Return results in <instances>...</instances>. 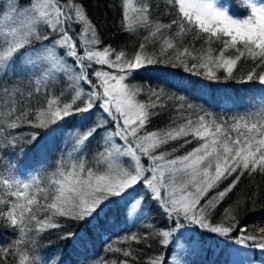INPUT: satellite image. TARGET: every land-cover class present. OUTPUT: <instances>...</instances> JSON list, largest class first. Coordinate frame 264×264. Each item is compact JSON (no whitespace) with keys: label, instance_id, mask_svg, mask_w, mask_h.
Instances as JSON below:
<instances>
[{"label":"snow or ice","instance_id":"snow-or-ice-1","mask_svg":"<svg viewBox=\"0 0 264 264\" xmlns=\"http://www.w3.org/2000/svg\"><path fill=\"white\" fill-rule=\"evenodd\" d=\"M128 7L125 3V20ZM250 8L247 18H236L230 13L229 0H167L166 14L171 20L157 23L152 31L151 5L141 2L135 10L146 14L143 23L156 39L145 37V41L154 50H146V44L141 43L128 56L111 46L97 47L102 40L78 0H35L30 9L23 10L17 0H7L2 20L15 21L16 26L7 32L0 27V102L7 110L6 123L0 119V165L9 170L8 175L0 176V186L9 197L0 199V205H10L0 208V227L13 228L19 238L12 247L0 244V264H9V255L15 257V246L24 240L26 230L34 233L30 240L35 249L39 233L61 228L56 217L81 222L87 229L55 232L58 241L69 242L82 256L83 264H190L188 256L203 250V239L190 234L185 242L186 256L185 244L179 243L176 235L189 230L218 234L232 242L237 255L246 258L243 264H249L247 254L255 249L264 257V226L250 229L247 224L240 225L235 207L224 209L219 222L213 213L245 170L264 172V125L257 133L258 124H249L244 116L229 122L203 110L194 120L189 110L195 112L196 106L183 95L169 94L159 86L176 77L173 68L212 80H219L217 70L223 69L224 79H235L233 69L245 51L254 62L247 80L255 78L264 85V74L255 72L256 68L264 71V6L252 3ZM188 32L192 41L185 42L181 36ZM213 38L221 44L219 54L205 60L200 54L202 46L198 48L194 41ZM230 48L235 57L226 55ZM65 58H72L77 70L72 77L75 95L70 101L61 100L63 93L49 97L47 89L58 73L72 71ZM149 73L159 81L156 88L134 83ZM18 77L34 82L37 94L44 85L45 101L32 104L31 91L27 106L17 101L22 95L15 87ZM141 92L148 96L147 102L136 99ZM165 100L175 102L171 107L176 115L165 128L149 131L152 120L169 107ZM49 125L54 127L44 135L16 131L22 126L40 129ZM56 134L65 136V148L54 168L42 169L50 151L45 137ZM177 140H183L180 148L193 141L196 146L179 156L175 155L177 148L162 150ZM93 142L95 167L86 166ZM29 153L34 154L31 163ZM23 171L28 173L27 179L21 178ZM233 174L231 183L205 200L210 190L218 189ZM138 211L149 215L145 225L149 231L119 239L143 243V249L113 247L106 241L104 251L118 256L101 259L89 253L94 247L92 233L96 238L108 234L111 240L114 230L126 223L125 216H135ZM152 214L159 218L158 223L151 220ZM149 236L154 239H147ZM19 259L20 264H65V252L59 246L49 247L42 253L34 251L31 260L28 255Z\"/></svg>","mask_w":264,"mask_h":264},{"label":"trees","instance_id":"trees-1","mask_svg":"<svg viewBox=\"0 0 264 264\" xmlns=\"http://www.w3.org/2000/svg\"><path fill=\"white\" fill-rule=\"evenodd\" d=\"M251 1L252 0H249V3ZM254 1L256 0H253V2ZM78 2L84 7L85 15L89 17L90 21L96 27L97 33L102 40V45L97 47L111 46L117 50H124L128 56H132L138 50V46L141 43L146 44V50H154L153 45L151 43H146L145 41V37L156 39V37H151L149 28L145 27L143 23V17L146 14L135 10L141 2L151 5L149 23L152 26V31H155L157 23H168L171 20V16L166 14L167 0H78ZM17 3H20V1H17ZM125 3L129 5L127 20L123 18ZM249 3H243V0H229L230 13H232L236 18H242L248 15ZM240 14L243 15L241 16ZM10 26L12 28L16 25L13 26L10 24ZM0 27L4 29V21L1 22L0 20ZM158 36L159 33H157V37ZM181 39L185 40V42L192 41V33L188 32L186 34H182ZM194 43L198 48L202 46L200 54L205 60L215 59L221 48L220 42L215 38L208 42L197 40L194 41ZM237 47L240 46L237 45ZM209 52L211 53V56L208 55ZM226 55L235 57L236 53L230 48L228 49ZM247 57L248 53L245 51L244 56L237 60V64L232 73L235 79H224L226 73L223 69L217 70V75L220 79L212 80L207 79L202 75H193L192 73L185 72L182 68H173L172 71L178 73L176 77L174 79H170L168 81V85L159 86L164 87L169 94L176 93L177 95H183L187 102L196 106L195 112L189 110L191 118L194 120L197 118V113L203 114V111L211 113L212 116L217 119L227 118L229 122H232L233 117L238 118L240 116H244L249 124H258V128L256 129V132L258 133L260 126L264 125V85H260L258 79L255 78L251 81L247 80V74L253 71L254 64L253 60ZM67 62L75 67L72 63V58H68ZM133 71L142 70L134 69ZM200 71L204 72L205 69H200ZM255 72L264 74V71H262L261 68H256ZM154 75V73L142 74L136 81H134V83L143 85L145 88H156L158 86L157 82L159 81L153 78ZM70 81L71 80L67 78V74L58 73L56 80L50 81L47 84L49 97L60 96V94L63 93V96L60 97L61 100L70 101L71 93L75 91V86L71 84L73 81ZM200 82H203L204 84H200ZM6 83H9V86H11L10 82L6 81ZM15 87H17L20 90V93H22V95L16 99L17 101H22L24 106H27L29 103V91L32 92V104L45 101L44 85H41V91L37 94L35 92L36 85L34 82L29 83V81L23 77H18L15 81ZM4 99H7L9 103L12 102V98L10 97H4ZM136 99L140 102H147L148 96L146 93L141 92ZM165 103L169 105V107L166 108L160 116L155 117L152 120V123L148 125L149 131L165 128L169 124L170 119L176 115L175 110L171 107V105L175 102L165 100ZM0 112L4 113V117L0 119H4L6 123L5 118L7 116V110L3 102H0ZM185 115L187 116L189 113H185ZM52 127L54 126L49 125L47 128L32 129L28 126H22L16 131L23 133L36 131L41 135H44ZM45 138L49 141L48 137ZM188 139H191V137H188ZM181 143H183V140L171 141L168 145H165L162 150L171 151L173 148H177L179 150L175 153V155L179 156L183 155L187 151H190L196 146V142L193 141V143L180 148ZM48 144L50 151L47 154L44 165L41 166L42 169L45 167L48 169L55 167L56 158L60 155V150L65 148V136L56 134L52 136V140ZM24 147L27 149L28 145L25 144ZM68 148H71L70 140ZM89 149L91 152H95L96 143L93 142ZM33 155V153H29L28 163L32 162ZM86 166L95 167V162L92 163V161H87ZM8 174L9 170L6 166L0 165V176ZM235 175L236 174H233V176L229 177L228 180L224 181L218 189L210 190L206 195L205 200L231 183V181L235 178ZM20 176L22 179H27L28 173L23 171L20 173ZM0 199H9L3 186H0ZM205 200H202L201 203H204ZM237 201H239V204H237ZM230 206L236 208L237 219L240 225L247 224L250 229H256L264 226V172H260L259 170L252 173L247 170L244 171V174L240 176L239 182L233 191L229 193L215 209H213L214 218L217 222H219L220 217L224 214L223 210L229 208ZM5 207H10V205H0V208ZM55 219L63 226L56 230L46 229L44 232L39 233L35 249L33 248L30 240V237H32L34 233L26 230L24 240L19 245L15 246V257L9 255V264H11L13 259H15V264H20L19 257L21 255H28L29 260H31L34 255V251L42 253L49 247L57 246L64 249L65 264H83L82 256L73 251L69 242L58 241L56 239L55 232L68 230L83 232L87 229L81 222L63 217H56ZM125 219L126 223H122L119 228L114 230V233L111 235V240H109L108 234L96 238L97 234L92 233L94 247L89 248V253L93 256L98 254L101 259L106 256H118V253H106L104 251L106 241L112 242L113 247L131 248L132 250L143 249L145 247L143 243L138 244L136 241L131 240L121 242L119 238L124 237L129 233L141 234L149 231V229L145 227L146 223L149 222V215L144 212L142 216H140V214H138V216L135 215V217L125 216ZM151 220H154L157 223L159 222V218L156 217L155 214L151 215ZM190 234H196L195 239L197 240L203 239L202 247L203 250H205L204 258L208 263L210 256L216 250L217 246H221V249H218L215 254L217 261L210 264H222L223 261L226 260V257L224 256L225 251L228 252L230 250L237 254V246L232 242L227 241L225 238L220 237L218 234H201L199 233V230H195V232L189 230L185 238L189 239ZM179 235L180 234L177 233L176 240ZM18 238L19 237L16 233H14L13 228L8 226L0 227V244L12 247V242ZM147 239L153 240L154 237L149 236ZM197 246L200 247V245ZM251 254L252 260L254 261L261 258L259 257V249L253 250ZM188 259L190 260V264H198L191 255L188 256Z\"/></svg>","mask_w":264,"mask_h":264},{"label":"rangeland","instance_id":"rangeland-1","mask_svg":"<svg viewBox=\"0 0 264 264\" xmlns=\"http://www.w3.org/2000/svg\"><path fill=\"white\" fill-rule=\"evenodd\" d=\"M17 1H20V3H17V6L19 9L23 10L24 8H31V5L33 3H35V0H17ZM206 2H214V0H206ZM256 4L258 7L260 6H264V0H256L253 2V0L249 3V13L248 15L242 17V18H247L249 15H251V8H250V4ZM6 6H7V0H0V20L1 22L3 21L2 20V15H3V12L6 11ZM5 23V27H4V31L7 32L11 26V25H16V22L15 21H4ZM79 26H77L78 28ZM58 54H60L59 50H58ZM68 58H65V62L69 65V67L71 68V72L67 74V78L70 79L71 81H73V83L71 82V84L73 86H75V83L74 82V79L72 77H74V75L76 74V68L69 64L67 62ZM97 67H100V66H97ZM107 70V69H106ZM109 71H112V70H109ZM200 84H204L203 82H200ZM207 87V85H206ZM74 92L71 93V97L74 96ZM49 141L48 143H50V141L52 140V137H48ZM118 140V138H115ZM93 151L91 152L90 149H88V152L86 154L87 156V161L94 163L95 161L92 159V156H93ZM102 167V165H101ZM144 212H140L138 211L136 216H138V214H140V216H142ZM132 217H135V216H132ZM187 235V232L183 233V234H180L178 237H177V241L181 244H185V242L188 240V238H185ZM196 235V234H195ZM222 244V243H221ZM187 244H185V251H184V254L186 255L187 254ZM221 246H217L216 250L213 252V254L210 256V259H209V263L206 262V259L204 258V255H205V250H197L196 252H194L191 256L194 258L195 262L198 263V264H210V263H215L217 261L216 257H215V254L217 252L218 249H221L220 248ZM200 247L197 246V249H199ZM174 254L176 252V249H175V246H174V250H173ZM224 256L226 257V260L223 261L222 264H243V261L246 259L245 257H242V256H238L237 254L233 253L232 251H228V252H224ZM248 258H249V264H251V261H252V254L251 252H249L247 254ZM261 257L260 259H258L257 261H255V264H260V261L262 259H264V257H262L261 255L259 256Z\"/></svg>","mask_w":264,"mask_h":264}]
</instances>
